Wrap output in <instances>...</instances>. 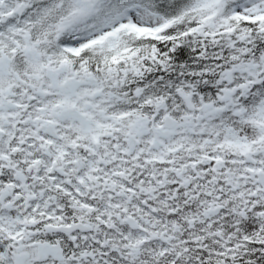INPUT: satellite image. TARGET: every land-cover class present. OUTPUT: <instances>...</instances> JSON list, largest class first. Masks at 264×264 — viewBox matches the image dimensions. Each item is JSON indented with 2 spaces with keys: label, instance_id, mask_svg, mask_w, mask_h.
Masks as SVG:
<instances>
[{
  "label": "snow or ice",
  "instance_id": "1",
  "mask_svg": "<svg viewBox=\"0 0 264 264\" xmlns=\"http://www.w3.org/2000/svg\"><path fill=\"white\" fill-rule=\"evenodd\" d=\"M0 264H264V0H0Z\"/></svg>",
  "mask_w": 264,
  "mask_h": 264
}]
</instances>
